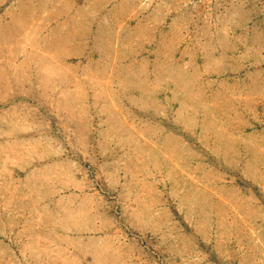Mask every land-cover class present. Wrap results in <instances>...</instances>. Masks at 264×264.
Instances as JSON below:
<instances>
[{"label": "rangeland", "instance_id": "rangeland-1", "mask_svg": "<svg viewBox=\"0 0 264 264\" xmlns=\"http://www.w3.org/2000/svg\"><path fill=\"white\" fill-rule=\"evenodd\" d=\"M0 264H264V0H0Z\"/></svg>", "mask_w": 264, "mask_h": 264}]
</instances>
